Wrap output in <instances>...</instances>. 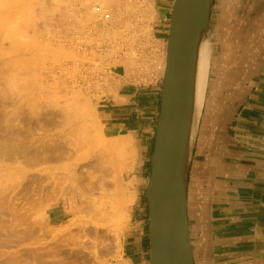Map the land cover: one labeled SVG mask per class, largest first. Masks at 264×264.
Segmentation results:
<instances>
[{"label":"rangeland","instance_id":"1","mask_svg":"<svg viewBox=\"0 0 264 264\" xmlns=\"http://www.w3.org/2000/svg\"><path fill=\"white\" fill-rule=\"evenodd\" d=\"M16 1L0 0V264H121L131 204L148 213L146 184L134 182L138 148L120 150L99 112L119 64L161 91L167 37L156 39L151 0ZM99 4L110 19L92 12ZM59 204L68 218L52 226L47 210Z\"/></svg>","mask_w":264,"mask_h":264},{"label":"crops","instance_id":"2","mask_svg":"<svg viewBox=\"0 0 264 264\" xmlns=\"http://www.w3.org/2000/svg\"><path fill=\"white\" fill-rule=\"evenodd\" d=\"M173 2L151 0L158 41L167 37ZM209 36L217 64L206 86L187 184L193 264H264V0H215ZM113 78L116 86L99 115L108 137H130L138 148V190L146 184L145 156L161 91L137 85L123 64ZM67 218L66 205L47 210L52 226ZM120 245L121 264H149L148 213L138 198Z\"/></svg>","mask_w":264,"mask_h":264},{"label":"water","instance_id":"3","mask_svg":"<svg viewBox=\"0 0 264 264\" xmlns=\"http://www.w3.org/2000/svg\"><path fill=\"white\" fill-rule=\"evenodd\" d=\"M215 0H174L166 42L150 175L146 182L149 264H193L187 219L189 168L202 107L196 111L200 47Z\"/></svg>","mask_w":264,"mask_h":264},{"label":"bare ground","instance_id":"4","mask_svg":"<svg viewBox=\"0 0 264 264\" xmlns=\"http://www.w3.org/2000/svg\"><path fill=\"white\" fill-rule=\"evenodd\" d=\"M6 1V0H5ZM15 2H17L16 0H14ZM1 2H2V0H1ZM14 2V3H15ZM38 2V3H37ZM36 3L37 4H39L38 5V7L40 6V2L39 1H37ZM3 3H4V1H3ZM34 3V2H33ZM2 4V3H1ZM4 4H8L7 2L6 3H4ZM10 4V3H9ZM13 4V3H12ZM18 4H19V1H18ZM16 5V4H15ZM46 5H47V3H46ZM100 5V4H99ZM31 6V4L29 5V10L26 8V10H28L29 12L32 10V7H30ZM3 7H4V5H3ZM6 7V6H5ZM41 7V6H40ZM94 7V6H93ZM93 7H92V12L95 14V15H98V16H100V17H102L100 14H97L96 12H94V10H93ZM1 8V7H0ZM30 8H31V10H30ZM34 8V7H33ZM104 8V7H103ZM44 9V8H43ZM42 9V10H43ZM25 10V9H24ZM26 10H25V12H26ZM34 10V9H33ZM46 10V9H45ZM18 11V10H17ZM27 11V12H28ZM22 12V11H21ZM25 12H23V14L22 15H25V16H27L29 13H25ZM37 12V11H36ZM42 12V11H41ZM49 12V11H48ZM51 12V11H50ZM91 12V13H92ZM31 13V12H30ZM32 13H34L33 11H32ZM39 13H40V11H39ZM43 13V12H42ZM90 13V12H89ZM93 13H92V15H93ZM110 13V12H109ZM20 14V13H19ZM44 14V13H43ZM111 14V13H110ZM31 15H33V14H31ZM31 15H28L29 17L31 16ZM92 15H90V16H92ZM28 16L25 18V17H23V19L25 18L27 21H29L30 20V18H29V20H28ZM36 16H35V14H34V18H35ZM33 17H31V19H32ZM48 18V17H47ZM103 18V21L104 20H108V19H110V17L108 18V19H105L104 17H102ZM101 18V19H102ZM38 19V18H37ZM97 19V18H96ZM18 20H20V19H18ZM27 21H26V23H27ZM36 21V20H35ZM102 21V22H103ZM17 22V21H16ZM33 22V21H32ZM1 23V22H0ZM15 23V22H14ZM103 24V23H102ZM14 26H15V24H14ZM17 26V25H16ZM31 26V25H30ZM33 26V25H32ZM210 27V26H209ZM20 31V30H19ZM18 31V32H19ZM41 31V30H40ZM32 32V31H31ZM41 35V34H40ZM47 35V34H46ZM44 38V37H43ZM47 39V38H46ZM46 39H45V41H46ZM44 41V42H45ZM167 42V41H166ZM42 44V43H41ZM44 45V44H43ZM27 47V46H26ZM21 49V48H20ZM23 50H25V49H23ZM157 53V52H156ZM165 56H166V51H165ZM156 59H158V55H157V58ZM210 59H211V55H210V45H209V37H208V39L207 40H205V41H203V43L201 44V47H200V52H199V60H198V69H197V80H196V93H197V96H196V111H197V113L199 114V110H200V108L203 106V101H204V97H205V92H206V86H207V78H208V72H209V68H210ZM162 60H163V62H162V67H161V70H160V73H161V76H163V73H164V69H165V57L164 58H162ZM162 83V82H161ZM64 110H65V108H64ZM67 115H69L68 113H67ZM71 116V115H70ZM114 139V138H113ZM116 145L117 146H120V150H125L126 149V147L130 144L129 142H131V139H130V137H129V139H128V137H124V138H120V139H117L116 138ZM115 142V141H114ZM116 146V147H117ZM131 146V145H130ZM132 147V146H131ZM27 149V148H26ZM117 149V148H116ZM119 149V148H118ZM117 149V151L119 152V150ZM129 149V148H128ZM133 149V148H132ZM39 151H40V149H39ZM25 152V151H24ZM27 152V151H26ZM128 152V151H127ZM28 153V152H27ZM128 154V153H127ZM129 154H130V152H129ZM117 155H118V153H117ZM137 156V155H136ZM118 158H119V155L117 156ZM122 157V156H121ZM123 158V157H122ZM109 170V169H108ZM107 171V170H106ZM106 183V182H105ZM117 184V183H116ZM114 185V184H113ZM112 185V186H113ZM108 191V190H107ZM115 191H118V188H116V190ZM109 193V192H108ZM117 195V194H116ZM115 195V196H116ZM113 196H114V194H113ZM133 198V194L132 195H129L126 199V202H129L131 199ZM112 199H115L114 197L112 198ZM125 202V203H126ZM76 254V253H75ZM77 257V256H76Z\"/></svg>","mask_w":264,"mask_h":264},{"label":"built area","instance_id":"5","mask_svg":"<svg viewBox=\"0 0 264 264\" xmlns=\"http://www.w3.org/2000/svg\"><path fill=\"white\" fill-rule=\"evenodd\" d=\"M93 10H94V12H96L97 14H100L105 19H108L110 17L109 11L100 5H95L93 7Z\"/></svg>","mask_w":264,"mask_h":264},{"label":"trees","instance_id":"6","mask_svg":"<svg viewBox=\"0 0 264 264\" xmlns=\"http://www.w3.org/2000/svg\"><path fill=\"white\" fill-rule=\"evenodd\" d=\"M152 146H153V142H152Z\"/></svg>","mask_w":264,"mask_h":264}]
</instances>
